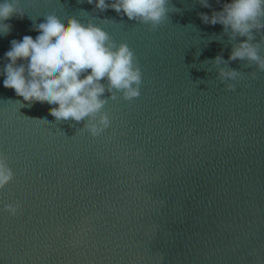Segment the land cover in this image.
I'll return each instance as SVG.
<instances>
[{"label":"water","instance_id":"obj_1","mask_svg":"<svg viewBox=\"0 0 264 264\" xmlns=\"http://www.w3.org/2000/svg\"><path fill=\"white\" fill-rule=\"evenodd\" d=\"M24 2L0 35V67L55 13L127 43L142 84L138 98L108 100L110 126L93 137L0 77V153L14 173L0 190V264H264V71L228 60L244 38L199 16L226 0H170L154 29L87 0ZM254 35L264 56V30ZM221 68L240 76L222 81Z\"/></svg>","mask_w":264,"mask_h":264},{"label":"clouds","instance_id":"obj_2","mask_svg":"<svg viewBox=\"0 0 264 264\" xmlns=\"http://www.w3.org/2000/svg\"><path fill=\"white\" fill-rule=\"evenodd\" d=\"M198 2L211 8L209 0ZM87 3L99 12L112 9L152 29L165 22L170 12V0H87ZM26 11L24 0H0V35L10 34L12 25L6 22L13 17L23 19ZM199 16L205 24H220L223 33L232 40L244 38L233 45L228 60H246L264 71L261 44L254 42V32L264 30V0H226L219 11ZM33 30L38 32L35 38L25 35L21 40L11 41L4 54L7 63L0 67L3 87L14 90L27 106L46 102L53 106L49 113L57 121H84L82 130L97 137L110 126L109 116L103 111L109 99L115 100L117 94L126 101L140 96L142 70L135 52L127 43L114 41L98 24L91 20L81 22L75 16L62 20L49 13L43 22L33 25ZM214 63L221 65L226 61L217 55ZM239 76L235 69L221 68L219 72L222 81H236ZM234 87L232 83L227 85L230 91ZM105 93L109 94L106 98ZM13 178V171L0 153V189ZM4 210L12 216L17 213L13 204L5 205Z\"/></svg>","mask_w":264,"mask_h":264},{"label":"snow or ice","instance_id":"obj_3","mask_svg":"<svg viewBox=\"0 0 264 264\" xmlns=\"http://www.w3.org/2000/svg\"><path fill=\"white\" fill-rule=\"evenodd\" d=\"M4 188H5V187H4ZM4 188H3V189H4ZM3 189H0V190H3Z\"/></svg>","mask_w":264,"mask_h":264}]
</instances>
